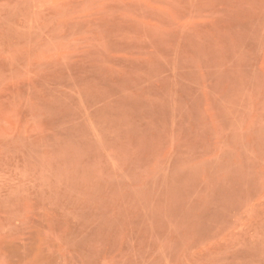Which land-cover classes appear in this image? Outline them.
Segmentation results:
<instances>
[{
    "label": "rangeland",
    "instance_id": "rangeland-1",
    "mask_svg": "<svg viewBox=\"0 0 264 264\" xmlns=\"http://www.w3.org/2000/svg\"><path fill=\"white\" fill-rule=\"evenodd\" d=\"M0 264H264V0H0Z\"/></svg>",
    "mask_w": 264,
    "mask_h": 264
}]
</instances>
